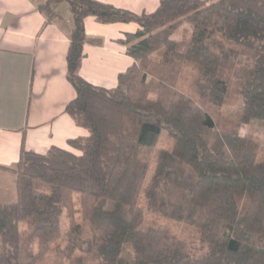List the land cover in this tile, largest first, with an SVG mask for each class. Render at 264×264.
Wrapping results in <instances>:
<instances>
[{
	"label": "trees",
	"instance_id": "16d2710c",
	"mask_svg": "<svg viewBox=\"0 0 264 264\" xmlns=\"http://www.w3.org/2000/svg\"><path fill=\"white\" fill-rule=\"evenodd\" d=\"M63 2L73 17L67 63L76 90L66 111L89 135L69 140L74 151L22 148L9 168L17 201L0 203V264H37L60 237L74 192L88 224L70 225L56 264H264V160L240 132L242 123H264V0H160L152 13L47 0L38 9L51 20V3ZM88 16L144 29L129 50L142 61L116 89L79 74ZM183 25L191 35L176 39ZM156 49L158 59L147 56ZM230 95L241 103L236 121L221 114ZM163 133L172 147L156 150ZM142 194L148 210L183 221L195 240L155 224L142 230Z\"/></svg>",
	"mask_w": 264,
	"mask_h": 264
},
{
	"label": "crops",
	"instance_id": "0c3cea01",
	"mask_svg": "<svg viewBox=\"0 0 264 264\" xmlns=\"http://www.w3.org/2000/svg\"><path fill=\"white\" fill-rule=\"evenodd\" d=\"M136 13H152L160 0H99ZM61 6V5H60ZM73 17L68 7L48 20L36 0H0V203L18 198L17 174L9 168L22 148L40 154L87 137L66 107L76 96L68 79L67 54ZM86 41L79 74L95 86L116 89L137 63L129 50L136 22L85 19ZM130 40V41H129ZM7 167V168H5Z\"/></svg>",
	"mask_w": 264,
	"mask_h": 264
},
{
	"label": "rangeland",
	"instance_id": "374dc122",
	"mask_svg": "<svg viewBox=\"0 0 264 264\" xmlns=\"http://www.w3.org/2000/svg\"><path fill=\"white\" fill-rule=\"evenodd\" d=\"M38 6L46 5L47 0H36ZM52 7L57 10L58 16L60 15V9L63 10V7H67L68 4L66 2L60 3L58 5L52 4ZM61 5V6H60ZM58 16L53 17V19L58 18ZM51 19V20H53ZM187 30V36L190 37L191 35V27L187 25H183L179 31L175 34L176 39H181L183 36V31ZM146 37V35H145ZM131 42L134 44L141 40V38L133 37L130 39ZM129 40V41H130ZM161 50H153L149 53H147V56L151 59H158L161 55ZM141 60H137V65H140ZM241 103L237 96L230 95L227 102L224 104V106L221 108V114L222 116L226 117L230 120H238L241 116ZM241 135L246 136L248 138L254 139L257 141L260 145L259 153H258V162H261L264 160V123L260 120H251L248 123H242L241 129H240ZM172 139L165 133H163L157 141L156 144V150L159 149H171L172 147ZM155 163L152 164L154 166ZM15 171V170H14ZM139 205L144 209L145 211V220L142 225V230H146L151 225H159L168 228L172 233L177 235L178 237L191 242L192 240H195V236L191 229L187 227V225L177 219L173 218H166L160 215H157L147 208V201L145 196L142 194L139 199ZM63 220H64V227L62 229L60 237L55 240L51 246L50 249L40 255L39 260L37 264H56L58 259V251L59 249H63L67 242V231L71 224H82L83 226H86L88 223L84 217L83 214V208L81 205V196L79 193L74 192L72 194V201L70 204L63 209ZM22 229H26V225L22 223L21 225ZM2 235H0V241H1ZM33 251L37 253L38 246L37 243L34 244ZM82 252H76V256H82ZM93 264V263H92Z\"/></svg>",
	"mask_w": 264,
	"mask_h": 264
}]
</instances>
